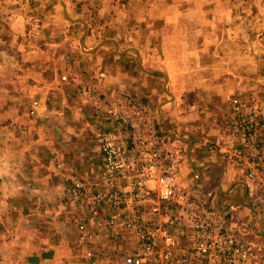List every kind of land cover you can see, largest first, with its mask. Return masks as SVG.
I'll list each match as a JSON object with an SVG mask.
<instances>
[{
  "label": "crops",
  "instance_id": "crops-1",
  "mask_svg": "<svg viewBox=\"0 0 264 264\" xmlns=\"http://www.w3.org/2000/svg\"><path fill=\"white\" fill-rule=\"evenodd\" d=\"M65 3L60 14L55 0H0V264H86L76 250L82 215L55 163L81 176L100 173L94 134L109 125L95 121L78 87L97 81L156 104L163 142L180 153L178 187L189 188L192 167L215 206L239 194L232 228L262 240L264 221L251 219L243 170L204 145L223 137L209 118H226L231 97L253 96L264 107V0H104L113 15L103 36L123 39L109 40L111 53L106 41L89 47L90 18L70 15ZM121 43L127 52L118 51Z\"/></svg>",
  "mask_w": 264,
  "mask_h": 264
},
{
  "label": "built area",
  "instance_id": "built-area-1",
  "mask_svg": "<svg viewBox=\"0 0 264 264\" xmlns=\"http://www.w3.org/2000/svg\"><path fill=\"white\" fill-rule=\"evenodd\" d=\"M78 87L95 121L109 125L94 134L99 174L55 163L82 215L76 250L86 264H264V244L232 228L238 208L215 206L197 171L187 190L176 185L180 153L163 142L152 105L99 83ZM229 102L228 116L212 120L223 137L204 148L243 170L251 219L264 221V107L240 94Z\"/></svg>",
  "mask_w": 264,
  "mask_h": 264
},
{
  "label": "rangeland",
  "instance_id": "rangeland-1",
  "mask_svg": "<svg viewBox=\"0 0 264 264\" xmlns=\"http://www.w3.org/2000/svg\"><path fill=\"white\" fill-rule=\"evenodd\" d=\"M96 1H97V3L94 6H91V3H90L89 0H55V3H56L57 11L60 14L63 11V7L61 5V2L62 3H65L66 2L67 4H69L68 5L69 7L67 5L66 6L69 9L70 15L77 16L78 18H79V16H82V17H85V18L86 17L87 18H90L89 22H91V34L93 35V40L95 42L94 41L92 43H91V41L88 42L89 47H92L94 44L95 45L97 44L96 46H98V45L101 44V42L106 41L104 44H106L105 48H106V51L107 52H105V53H111L112 52V43L109 40L110 39H113L115 41L117 40L116 42L118 43L120 41L122 42L123 39L120 38V37H117V39H115L114 37H111L110 35L109 36H106V38H105V36H103V32L102 31H104V29L107 28V26H105L104 21L109 17V14H112L113 15V13H109L106 7H101L100 6L104 0H96ZM72 9L74 10V12H73ZM116 15L117 16L114 15L113 19H115L117 21L116 23H118V22H120L119 21L120 20V17L118 16L119 15L118 9H116ZM106 22L109 23V20H107ZM77 27H78V31L75 32V34H74V35H76V38L77 37H80V35L82 34V32H81L82 31V26L81 25L80 26L78 25ZM104 34H105V32H104ZM108 34H110V32L109 33H106L105 35H108ZM126 47H127V44L126 43H121V46L118 44V51H120V52L126 51L127 52V50H126L127 48ZM129 53H132V54H130V57H131V61H133L135 54H134V52L132 50H129ZM100 73H99L100 75H103L102 73H104V72H100ZM93 80H95V79H93ZM96 81H93V82H96ZM97 83H98V81H97ZM126 90H128V89H126ZM137 95L140 97L139 94H137ZM259 96L260 97L262 96L264 98V92H262ZM141 98H143V97H141ZM150 105H153V108H156L157 107L156 104H151L150 103ZM213 118H218V119L220 118V120H221L222 119V116H219L218 117L217 115H210L209 120H210V122H211L212 125H213V122H212ZM206 129H208V126L206 127ZM194 171L195 170L192 167L191 168L189 167V173H193ZM219 172H220V170L218 169V170L212 172V174L210 175V183L212 184L211 186H212V190L213 191H216L217 190V188L215 186H216V181H217V177L219 175ZM203 175H205V172L203 173ZM242 176L244 178V175H242ZM176 185L178 186L179 183H176ZM180 186H181V184H180ZM247 196L248 195H246V199H247ZM220 201L223 202V203H225V204H227V205H230V206H236V205L242 206L243 205V203H242L243 199H241V197H240L239 194L238 195H235V197L233 199H227V200L220 199ZM255 229H257V226H255ZM245 232H248V230H245L244 233ZM262 235H263V237L261 238L262 240H260V242L264 244V233ZM252 237L253 238H250L252 240H258L259 239V237L258 236H255V235H252Z\"/></svg>",
  "mask_w": 264,
  "mask_h": 264
},
{
  "label": "water",
  "instance_id": "water-1",
  "mask_svg": "<svg viewBox=\"0 0 264 264\" xmlns=\"http://www.w3.org/2000/svg\"><path fill=\"white\" fill-rule=\"evenodd\" d=\"M61 4H62V3H61ZM62 5H63V4H62ZM64 15H65V13H64ZM65 18H66L67 20L71 21L69 18L66 17V15H65Z\"/></svg>",
  "mask_w": 264,
  "mask_h": 264
}]
</instances>
